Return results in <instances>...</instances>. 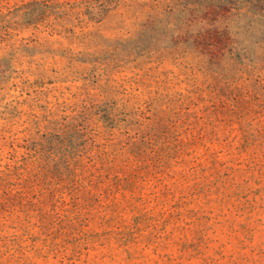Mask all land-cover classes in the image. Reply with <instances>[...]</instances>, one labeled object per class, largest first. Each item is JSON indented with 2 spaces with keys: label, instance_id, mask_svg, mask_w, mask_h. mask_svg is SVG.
Returning a JSON list of instances; mask_svg holds the SVG:
<instances>
[{
  "label": "rangeland",
  "instance_id": "374dc122",
  "mask_svg": "<svg viewBox=\"0 0 264 264\" xmlns=\"http://www.w3.org/2000/svg\"><path fill=\"white\" fill-rule=\"evenodd\" d=\"M0 264H264V0H0Z\"/></svg>",
  "mask_w": 264,
  "mask_h": 264
}]
</instances>
